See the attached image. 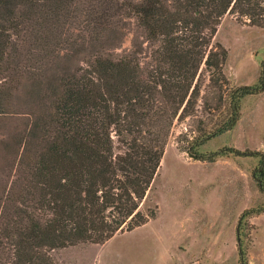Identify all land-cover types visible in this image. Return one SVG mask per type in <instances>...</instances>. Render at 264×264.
<instances>
[{
	"label": "trees",
	"instance_id": "obj_1",
	"mask_svg": "<svg viewBox=\"0 0 264 264\" xmlns=\"http://www.w3.org/2000/svg\"><path fill=\"white\" fill-rule=\"evenodd\" d=\"M224 16L263 28L264 0H0V114L20 33L34 42L36 78L62 60L52 113L35 122L20 207L0 224V264H53L51 250L101 245L153 219L155 208L139 206L172 126L187 119L179 151L207 163L257 158L251 178L264 196L263 152L198 150L235 126L244 97L264 94V59L252 85L224 76L226 50L212 41ZM131 22L142 44L116 54ZM249 213L264 206L237 219V264H247L239 228Z\"/></svg>",
	"mask_w": 264,
	"mask_h": 264
},
{
	"label": "rangeland",
	"instance_id": "obj_2",
	"mask_svg": "<svg viewBox=\"0 0 264 264\" xmlns=\"http://www.w3.org/2000/svg\"><path fill=\"white\" fill-rule=\"evenodd\" d=\"M128 28L116 54L128 49L133 38L142 44L132 22ZM14 40L22 58L10 89L5 86L0 114V224L7 213L20 207L26 164L35 154V122L52 113L62 64L60 59L49 60L43 76L36 78L33 40L25 32ZM212 41L226 50L222 71L228 81L235 86L254 84L264 59V27L240 25L224 16ZM81 64L78 58L69 68ZM189 124L187 119L172 126L161 164L139 206L141 212L155 208L154 218L101 245L51 250L53 264H237V219L243 211L264 206V196L251 178L257 158L193 161L176 143ZM222 147L264 153V94L244 97L235 126L198 150L207 154ZM239 235L247 264H264V213L246 215Z\"/></svg>",
	"mask_w": 264,
	"mask_h": 264
}]
</instances>
